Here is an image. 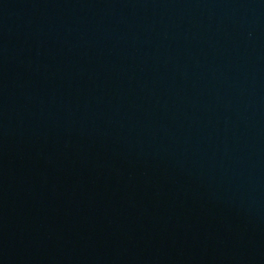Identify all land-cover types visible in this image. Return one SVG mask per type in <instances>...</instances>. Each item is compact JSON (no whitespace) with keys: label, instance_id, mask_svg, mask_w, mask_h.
<instances>
[{"label":"water","instance_id":"1","mask_svg":"<svg viewBox=\"0 0 264 264\" xmlns=\"http://www.w3.org/2000/svg\"><path fill=\"white\" fill-rule=\"evenodd\" d=\"M0 264H264V0H0Z\"/></svg>","mask_w":264,"mask_h":264}]
</instances>
